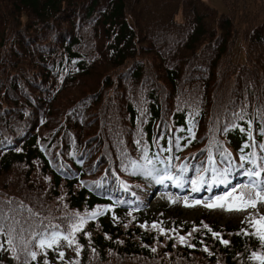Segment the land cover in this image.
Listing matches in <instances>:
<instances>
[{
    "label": "trees",
    "instance_id": "16d2710c",
    "mask_svg": "<svg viewBox=\"0 0 264 264\" xmlns=\"http://www.w3.org/2000/svg\"><path fill=\"white\" fill-rule=\"evenodd\" d=\"M222 1L223 12L207 0H0V224L5 233L14 224L20 257L0 251V264H24L41 221L63 230L66 216L102 205L113 207L76 234L79 255L61 241L50 264H258L250 255L264 248L249 215L224 227L201 218L186 236L192 248L154 221L140 227L145 177L121 167L139 162L137 139L150 155L172 147L173 170L188 165L184 187L197 168L210 179V152L218 170L227 166L218 145L231 173L247 170L235 167L245 142L264 155V0ZM193 226L162 224L179 235Z\"/></svg>",
    "mask_w": 264,
    "mask_h": 264
},
{
    "label": "snow or ice",
    "instance_id": "6c2138e0",
    "mask_svg": "<svg viewBox=\"0 0 264 264\" xmlns=\"http://www.w3.org/2000/svg\"><path fill=\"white\" fill-rule=\"evenodd\" d=\"M237 120L244 119V112L241 110L239 113L234 114ZM247 123V135L249 140L253 139V133L251 131L252 121L249 120ZM231 128H239L241 132L246 131L244 127L241 125L232 123L229 125ZM225 131L228 129L225 128ZM190 135L194 136V133L191 128L187 129ZM261 135L264 136V129L261 130ZM169 145L172 144V140L169 139ZM138 149L142 150V156L139 158V162L137 160H130L128 164L121 163V167L125 171H130L132 174L139 173L146 178H151L156 184L163 185L165 181H169L174 184L177 188H183L185 185V173L188 172V165L181 163L177 166L178 171L173 170V166L171 161L173 159L179 160L178 156H173L172 147L164 148L160 145H156L158 151L155 154H149L148 146L142 142V140L137 139L135 141ZM259 148L262 152H264V143H260ZM175 147L177 150H180L182 145L180 144V137L176 138ZM257 147L256 144H251L245 142L244 147L240 149L239 155V163L235 164V167L240 169H247L243 172V174L247 177V180L244 183H237L234 186L227 188L222 194L213 195L211 197L206 198L208 201L204 203V201L200 199H191L188 195L183 196V202L185 206H194L201 203H204V206L208 208L220 207L225 210H244L249 207L252 209H256L258 204H264V178L262 177V173H264V155L258 156L256 151L254 150ZM244 148H252L253 151L248 153L244 152ZM218 149L222 157H227V166L223 169L218 170L214 165L212 153H209L208 161L211 166V178L209 179L206 176V173L209 171L207 167L201 170L197 168V175L191 177V192H199L202 186H207L208 191L212 190V187L215 185H227L229 183V176L231 171L233 170V158L230 153H227V150L223 147V145H218ZM167 152L168 156H163L161 153ZM249 165H251L249 167ZM98 183V182H97ZM122 186L127 188V183L122 182ZM179 199V197H177ZM169 202L174 203L175 200L171 195H169ZM21 207H23L21 203ZM67 208V204L64 205ZM113 206L112 205H102L97 206L91 211L85 210L83 213L76 211L71 215L66 216L65 223L67 227L65 229H61L60 225H54L51 223L44 224L41 221L40 231H30V236L35 237L34 246L36 250H31L28 248V245L25 244L23 250L26 252V257L24 264H28L29 258L31 261H37L38 253L43 255L42 264H50L47 259V250L48 249H57L60 247L61 241H63L68 247L75 246V251L77 256L81 251V245L77 242L76 234L81 232L84 229L85 224L90 220H95L98 216L102 215L105 212H108ZM135 210V209H134ZM28 212L32 215H37V213H33L32 209H28ZM130 215V213H129ZM113 219H117L113 214ZM249 226L253 229L252 235H255L259 241L261 242L262 248H264V214H260L259 212L249 213L248 217ZM127 226V225H125ZM147 226V222L140 224V227L144 228ZM203 228L207 229L212 233V236L220 239L222 244L227 245L229 243L228 240H224L220 237V234L213 231L207 224H202ZM31 227V226H30ZM151 227L161 234L173 233L174 236L178 239L181 244H187L189 248L195 247V245L188 243L187 237L192 235V232L198 231L196 226H193L191 232L186 235H179L175 229H166L162 227V222H152ZM23 231V228H21ZM241 231H244L243 229ZM14 224L8 225V230L5 233L4 225L0 224V233L6 235V241L0 242V251H7L10 255V258L13 260H19L20 257L17 254V246L14 243ZM85 236H90L89 232L83 233ZM5 243L7 244V249H5ZM203 243V241H201ZM175 247V245H173ZM205 252H209L207 247L203 249ZM94 251V250H93ZM152 251L155 252L156 249L152 248ZM64 258V252L59 251L57 259L62 260ZM250 259L257 261L258 264H264V251H253L250 255ZM71 264H78V261H73Z\"/></svg>",
    "mask_w": 264,
    "mask_h": 264
},
{
    "label": "rangeland",
    "instance_id": "374dc122",
    "mask_svg": "<svg viewBox=\"0 0 264 264\" xmlns=\"http://www.w3.org/2000/svg\"><path fill=\"white\" fill-rule=\"evenodd\" d=\"M207 1L212 7L218 9L220 12L224 11V4L222 0ZM147 181L151 188H158V186H155L156 183L151 178ZM172 188H176V186L171 182L166 181L161 187L163 192L169 191L170 189L172 190ZM181 190L178 194H169L166 192L163 197L157 198L154 195L155 191L152 193L149 192V194L147 190L144 191L147 193L148 199L146 201V207L141 209L139 221L141 223H145L147 221L162 222V224L168 227L173 226L175 223H179L182 226H193L199 221V219L206 217L213 222H218L219 225L224 227L226 225H238L251 211L259 210L264 213V204H258L256 209L249 207L240 211H229L220 207L208 208L204 206V203L210 201L205 199L202 200L204 203L194 206H185L183 196L188 195L190 197L191 193L187 189ZM169 195H171L175 200L174 203L169 202ZM177 197H179V199H177Z\"/></svg>",
    "mask_w": 264,
    "mask_h": 264
}]
</instances>
